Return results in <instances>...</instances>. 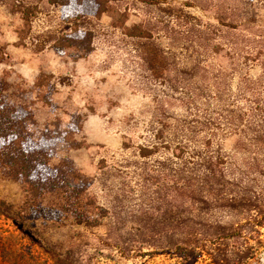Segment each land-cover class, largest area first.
<instances>
[{
	"label": "rangeland",
	"instance_id": "374dc122",
	"mask_svg": "<svg viewBox=\"0 0 264 264\" xmlns=\"http://www.w3.org/2000/svg\"><path fill=\"white\" fill-rule=\"evenodd\" d=\"M109 1L121 21L81 17L82 54L54 47L58 4L0 0V79L68 132L51 162L96 205L91 226L36 219L41 238L0 170V264H264V0Z\"/></svg>",
	"mask_w": 264,
	"mask_h": 264
},
{
	"label": "trees",
	"instance_id": "16d2710c",
	"mask_svg": "<svg viewBox=\"0 0 264 264\" xmlns=\"http://www.w3.org/2000/svg\"><path fill=\"white\" fill-rule=\"evenodd\" d=\"M49 1L59 5L63 18L72 21L70 29L55 41L59 52L73 49L86 54L92 50V34L79 25L81 17L107 13L121 21L118 8L109 0ZM253 111L246 119L249 128L244 129L250 137L244 139L251 142L259 138ZM34 124L28 105L13 99L7 92L6 81L0 79V170L17 181L24 192L22 203L14 210L17 221L41 238L40 225H93L96 205L89 194V177L76 170L68 158L51 162L58 144L68 140V132L59 124H43L36 130ZM36 219L41 221L40 225Z\"/></svg>",
	"mask_w": 264,
	"mask_h": 264
}]
</instances>
